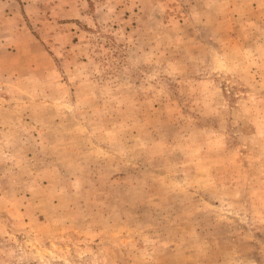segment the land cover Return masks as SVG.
Wrapping results in <instances>:
<instances>
[{"label":"rangeland","instance_id":"374dc122","mask_svg":"<svg viewBox=\"0 0 264 264\" xmlns=\"http://www.w3.org/2000/svg\"><path fill=\"white\" fill-rule=\"evenodd\" d=\"M0 264H264V0H0Z\"/></svg>","mask_w":264,"mask_h":264}]
</instances>
